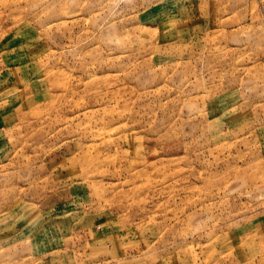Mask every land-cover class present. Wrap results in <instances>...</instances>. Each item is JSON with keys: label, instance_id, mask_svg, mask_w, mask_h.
<instances>
[{"label": "rangeland", "instance_id": "374dc122", "mask_svg": "<svg viewBox=\"0 0 264 264\" xmlns=\"http://www.w3.org/2000/svg\"><path fill=\"white\" fill-rule=\"evenodd\" d=\"M0 264H264V0H0Z\"/></svg>", "mask_w": 264, "mask_h": 264}]
</instances>
